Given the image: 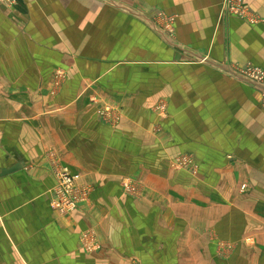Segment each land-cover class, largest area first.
Segmentation results:
<instances>
[{"label": "crops", "instance_id": "0c3cea01", "mask_svg": "<svg viewBox=\"0 0 264 264\" xmlns=\"http://www.w3.org/2000/svg\"><path fill=\"white\" fill-rule=\"evenodd\" d=\"M12 1L0 264H264V111L239 76L264 70V0H243L257 23L226 0ZM51 153L92 191L69 216L52 206ZM223 243L236 251L220 260Z\"/></svg>", "mask_w": 264, "mask_h": 264}, {"label": "built area", "instance_id": "2783aa9c", "mask_svg": "<svg viewBox=\"0 0 264 264\" xmlns=\"http://www.w3.org/2000/svg\"><path fill=\"white\" fill-rule=\"evenodd\" d=\"M1 2L13 4L12 0H0ZM233 0L225 1V9L230 12H239L242 11L241 6L235 2L231 4ZM260 71H254L253 74L251 72L247 73L244 69H240L239 76L240 78L246 80L248 83L252 84L256 88H263L261 81H264V77ZM252 76V78H251ZM58 78H62V74L57 75ZM110 110H104L101 112L102 116H108ZM51 166L53 170V174L57 180V185L54 189V199L52 202V206L56 209L62 216H69L77 211L80 205L85 203H90L91 200V188L87 185H82L80 183V177L73 173L69 168L62 166L59 163V160L56 158L54 153H51ZM193 156H183L177 159L176 167L181 168H192L194 166ZM135 186L130 182L125 183V188L130 194L135 193ZM137 187V186H136ZM83 243L86 249L89 252L96 251L97 241L94 233L87 232L83 237ZM222 248H224L223 252L229 251L233 252L235 248V244L233 243H223Z\"/></svg>", "mask_w": 264, "mask_h": 264}, {"label": "rangeland", "instance_id": "374dc122", "mask_svg": "<svg viewBox=\"0 0 264 264\" xmlns=\"http://www.w3.org/2000/svg\"><path fill=\"white\" fill-rule=\"evenodd\" d=\"M237 1V3L238 4H236L235 2ZM236 4V5H239V6H241V8H242V11H239V12H230L229 14H230V17H233V16H237V17H239V18H241V19H244V20H246V21H249V22H252V23H257V22H259V21H261V19L260 18H258V17H254V18H251V17H248L247 16V14L249 13L247 10H246V7H244V5H242L243 4V0H233V2H231V4ZM250 19V20H249ZM239 68V67H238ZM241 69H244L247 73H249V72H251V74H253V72L254 71H260L259 73H262V75H263V77H264V70L263 69H261V68H259V67H255V66H253V65H247L246 67H243V68H241ZM251 78H252V76H251ZM261 84H262V86H264V81H261L260 82ZM257 91L260 93V96H261V106H262V108H263V111H264V87L263 88H258L257 87ZM243 189H245L246 188V186H243L242 187ZM135 193H134V195H138L139 194V188L138 187H136L135 186ZM221 244V243H220ZM223 250H224V248H222V246L221 245H219V251H215V257L217 258V259H220V260H225L226 258H229V257H231V255L233 254H235V251H233L232 253L231 252H227V251H225V252H223ZM232 255V256H233Z\"/></svg>", "mask_w": 264, "mask_h": 264}]
</instances>
